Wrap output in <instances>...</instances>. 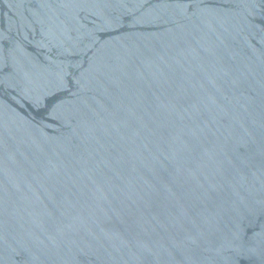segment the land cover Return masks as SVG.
Segmentation results:
<instances>
[{
  "label": "water",
  "instance_id": "1",
  "mask_svg": "<svg viewBox=\"0 0 264 264\" xmlns=\"http://www.w3.org/2000/svg\"><path fill=\"white\" fill-rule=\"evenodd\" d=\"M0 264H264V0H0Z\"/></svg>",
  "mask_w": 264,
  "mask_h": 264
}]
</instances>
